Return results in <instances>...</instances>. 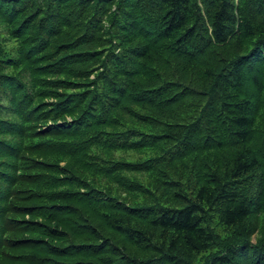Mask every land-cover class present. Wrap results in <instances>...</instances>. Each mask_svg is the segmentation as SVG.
<instances>
[{"label":"trees","instance_id":"1","mask_svg":"<svg viewBox=\"0 0 264 264\" xmlns=\"http://www.w3.org/2000/svg\"><path fill=\"white\" fill-rule=\"evenodd\" d=\"M260 217L264 0H0V264H264Z\"/></svg>","mask_w":264,"mask_h":264},{"label":"rangeland","instance_id":"2","mask_svg":"<svg viewBox=\"0 0 264 264\" xmlns=\"http://www.w3.org/2000/svg\"><path fill=\"white\" fill-rule=\"evenodd\" d=\"M138 155H143V154H141V153H137V152H133V151L129 153V157H136V156H138ZM129 174H130V173H129ZM135 175L139 176V177L142 178V179L147 178V177H145V175H141V174H135ZM124 197L128 199V194H125ZM263 223H264V218H263V217H260V227H259L260 229L262 228L261 226H262ZM261 237H262V234H261V230H260L259 233L257 232L256 234H254V235L251 237L250 241H251V243L254 244V243H256L257 240L260 239Z\"/></svg>","mask_w":264,"mask_h":264}]
</instances>
